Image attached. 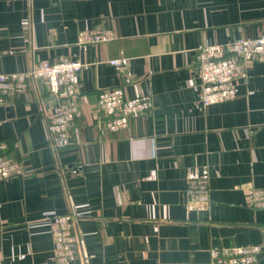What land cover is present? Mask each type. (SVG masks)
I'll list each match as a JSON object with an SVG mask.
<instances>
[{
    "label": "crops",
    "instance_id": "0c3cea01",
    "mask_svg": "<svg viewBox=\"0 0 264 264\" xmlns=\"http://www.w3.org/2000/svg\"><path fill=\"white\" fill-rule=\"evenodd\" d=\"M115 38L77 44L82 29ZM264 29V0H0V72L41 60H80V115L71 143L55 149L48 84L0 104L4 154L23 162L0 179V264H55L51 220L66 215L78 264H212L213 248L261 245L264 264V61L238 59L232 100L197 106L198 51ZM125 56L127 79L107 61ZM150 93L151 112L119 131L100 132L101 89ZM205 177L210 201L186 197Z\"/></svg>",
    "mask_w": 264,
    "mask_h": 264
},
{
    "label": "built area",
    "instance_id": "2783aa9c",
    "mask_svg": "<svg viewBox=\"0 0 264 264\" xmlns=\"http://www.w3.org/2000/svg\"><path fill=\"white\" fill-rule=\"evenodd\" d=\"M115 38L110 28L82 29L78 33L77 44L86 51L91 44L103 43ZM247 62L264 61V29L256 37L238 36L224 43H209L198 51L196 75L200 79L197 86L199 96L197 106L206 108L213 104L232 100L238 93V59ZM127 79L133 75L130 59L125 56L107 61ZM84 63L80 60L61 59L50 61L41 59L28 71L0 72V104L10 97L24 96L32 79H42L48 84V90L56 96V102L47 114V131L50 143L55 149L65 148L71 143L70 128L80 106V72ZM154 107L150 93L127 97L122 86L101 89L96 103V114L100 132L119 131L129 126L132 119L149 113ZM6 144L0 143V179L19 176L24 167L21 160L4 154ZM186 197L194 204H207L210 201V187L205 177L191 176L185 190ZM253 204L264 206V192H253ZM53 237L52 259L55 264H78V238L73 220L66 215H57L51 222ZM261 245H238L213 248L212 264H258L257 255Z\"/></svg>",
    "mask_w": 264,
    "mask_h": 264
},
{
    "label": "water",
    "instance_id": "95a60500",
    "mask_svg": "<svg viewBox=\"0 0 264 264\" xmlns=\"http://www.w3.org/2000/svg\"><path fill=\"white\" fill-rule=\"evenodd\" d=\"M52 98L55 100L56 102V96L54 94H52Z\"/></svg>",
    "mask_w": 264,
    "mask_h": 264
}]
</instances>
